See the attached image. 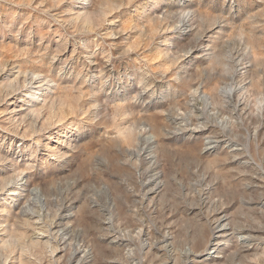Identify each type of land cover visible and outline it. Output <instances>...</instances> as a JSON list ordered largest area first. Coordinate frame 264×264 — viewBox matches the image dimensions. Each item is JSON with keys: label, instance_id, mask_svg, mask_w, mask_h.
Segmentation results:
<instances>
[{"label": "rangeland", "instance_id": "374dc122", "mask_svg": "<svg viewBox=\"0 0 264 264\" xmlns=\"http://www.w3.org/2000/svg\"><path fill=\"white\" fill-rule=\"evenodd\" d=\"M0 129V192L30 179L3 190L0 264H264V0H0ZM207 136L225 140L210 152ZM221 215L233 235L205 250Z\"/></svg>", "mask_w": 264, "mask_h": 264}, {"label": "bare ground", "instance_id": "6f19581e", "mask_svg": "<svg viewBox=\"0 0 264 264\" xmlns=\"http://www.w3.org/2000/svg\"><path fill=\"white\" fill-rule=\"evenodd\" d=\"M84 1V0H83ZM82 4V3H81ZM84 7V6H83ZM83 9V8H82ZM82 12V11H81ZM182 30V29H181ZM183 31H181L182 33ZM180 33V34H181ZM175 37V36H174ZM172 38V37H171ZM198 50V49H197ZM207 52V51H206ZM35 81V80H33ZM42 81V79H41ZM38 82V81H37ZM33 83V82H32ZM36 83V81H35ZM36 85V84H35ZM33 86L35 87V93L34 94H28L30 95L31 99L30 101H34L35 104H37L38 102V98H40L42 95H45V90L44 88H42L40 85H36V86ZM28 87V86H27ZM32 87V88H33ZM44 87V86H43ZM31 88V87H30ZM30 91V90H29ZM38 91V92H37ZM228 92H231V89H228L227 90ZM233 92V91H232ZM11 93V92H10ZM30 93V92H29ZM25 94V93H24ZM23 94V95H24ZM48 94V93H47ZM232 94V93H231ZM27 97V95H26ZM46 99V98H45ZM27 100V99H26ZM23 101V98H22V95H18V94H9L8 98L4 101V103L2 105H5V108H4V111H6V114H9L11 116H14L16 117L17 119H23L26 115V113L28 112V108L25 107V105L27 104V102L25 101L24 103L22 102ZM40 101V100H39ZM38 106V105H36ZM33 108V107H32ZM10 116V117H11ZM200 117V116H199ZM173 119V118H172ZM179 120V119H178ZM200 120V119H199ZM177 121V120H176ZM198 121V120H197ZM199 122V121H198ZM183 125V124H182ZM186 125V124H185ZM41 126V125H40ZM35 128V127H34ZM1 130V129H0ZM206 130L205 129H193L191 132H198V133H202ZM23 133L19 134L21 135V140H26L28 136V133H27V130H23L22 131ZM33 133V132H32ZM9 134V133H8ZM59 134V133H58ZM208 134V132H207ZM206 134V135H207ZM194 135V134H193ZM222 135V134H221ZM65 136V135H64ZM208 139H204L205 142H204V145H205V150L207 151H210L215 149L217 147L218 144H220L221 142H223L225 139L223 138V136H207ZM153 138V137H152ZM64 139V138H63ZM70 139V138H69ZM78 140V138H77ZM58 144H53V145H49L47 143H44L42 145H39L41 142H39V139L37 140V146H41L40 147V152L39 153H42L43 151L42 150H48L49 153H52V154H59L60 153V157H68L70 155V146L69 145H66L64 140L60 141L59 139H56L55 140ZM14 142V141H13ZM12 142V143H13ZM69 142V141H68ZM233 142V141H232ZM36 143V142H35ZM231 143V142H230ZM2 147V146H1ZM25 147V146H24ZM9 148V147H8ZM7 148V151L4 149L2 151L5 152V154L7 155V157H5V159H10L8 158V156H10V150ZM22 148V147H21ZM241 148V147H240ZM239 147H234V152L236 151H239L241 150ZM27 149V148H26ZM233 149V148H232ZM20 150V149H19ZM21 151H23L21 149ZM243 152V151H242ZM48 153V154H49ZM2 154V153H1ZM22 154V153H21ZM34 154V153H33ZM36 155H38L37 153H35ZM238 154H242V153H238ZM12 155V154H11ZM51 155V154H49ZM19 156V155H18ZM33 156V155H32ZM57 156V155H56ZM249 156V155H248ZM36 158V157H35ZM34 157H31L30 159H35ZM38 158V157H37ZM42 158V157H41ZM48 158V157H47ZM250 158V157H249ZM53 159V158H52ZM60 159V158H59ZM14 160V159H13ZM29 160V159H28ZM35 161V160H34ZM41 161V160H40ZM39 161V162H40ZM48 161V160H47ZM64 161V160H63ZM30 163V162H29ZM1 164L3 165L2 162H0V177L1 176H4L5 174L9 173V171L12 169L9 165L5 164L3 166H1ZM52 164V162H51ZM12 166V165H11ZM12 171V170H11ZM161 174L160 173H155L153 174L152 178L150 181L147 182V186L149 187L148 188V193L149 196H155L156 194H158V191L160 190V188L162 187V179H161ZM8 179V178H7ZM29 174L24 171L20 172L18 177L15 179V180H6L4 181L3 183V188H2V191L0 192V199H2L3 195H4V191L3 190H7V191H10V195H12L13 199L15 200V198H17L16 196H18V199L19 197L22 195V191H24L25 189H27L28 185H29ZM36 193V192H35ZM40 193V192H39ZM37 196V195H36ZM2 197V198H1ZM151 197V198H152ZM17 199V200H18ZM6 200V199H4ZM21 200V199H20ZM23 202V201H22ZM1 203V202H0ZM7 203V201H6ZM14 203V201H13ZM17 203V202H16ZM4 205V204H3ZM9 209V208H8ZM31 212V211H30ZM45 215V214H44ZM31 218H32V225L34 226L35 229H39L41 231V235H40V232L39 234L37 235V237L35 239H37L35 242H41L42 240H45L47 242H50L49 241V235L46 233L48 231L44 230V225H43V215L40 213H35V212H31L30 214ZM8 217V216H7ZM74 219V214L72 212H64L60 215V222L59 225L61 227H59L60 229L57 231V234H60V232L62 231L63 234L67 235L70 231H72L71 229V223ZM112 220H106L104 221L103 223L106 225V227H108L110 224H111ZM24 225V224H23ZM53 225V224H52ZM58 225V226H59ZM55 226V225H54ZM44 227V228H43ZM50 228V227H49ZM30 229V228H29ZM110 229V227H109ZM114 230V229H113ZM240 230V229H239ZM243 230V229H242ZM245 230V229H244ZM56 232V231H55ZM242 232V231H240ZM35 233V232H34ZM37 233V232H36ZM46 233V234H45ZM50 234V233H49ZM232 232H230V229L228 227V220L226 219V217L224 215H221L219 216L216 220H215V224H214V227H213V231H212V234L210 236V238L208 239L207 243H206V248L205 250L209 247V248H215L221 241L222 239H227L228 237L232 236ZM236 236V235H235ZM115 238L112 239V242L113 243H116V244H120V245H123L124 244V239H121L119 238L118 240V236L115 235L114 236ZM240 237V236H239ZM238 237V238H239ZM6 238V237H5ZM243 238H244V241L245 243L249 241V239L252 238L251 235H243ZM242 238V239H243ZM241 239V240H242ZM2 237L0 238V241H2ZM68 238L67 237H64L62 242H61V246L58 244L56 249H59L61 247V249H65L64 247L66 246V242H67ZM168 238H165L164 239V243H165V246H166V242H168ZM3 242H7V241H3ZM230 242V241H229ZM51 243V242H50ZM50 245V244H49ZM164 245V244H163ZM247 246H249L250 248V245L248 244ZM121 247V246H120ZM247 248V247H246ZM189 250V248H188ZM54 251V250H53ZM56 252V250H55ZM188 252V251H187ZM193 253V252H192ZM77 256L79 254H82V259L84 260L83 262L85 263H89L90 260L88 259L89 257V253L87 250L83 249V250H78L76 252ZM196 255H199L198 253ZM208 255L207 258H211L209 257V255H211V252H206V256ZM200 256V255H199ZM197 257V256H196ZM221 257V256H220ZM91 258V257H90ZM201 258V257H200ZM187 259V258H186ZM76 264V263H75ZM78 264V262H77Z\"/></svg>", "mask_w": 264, "mask_h": 264}]
</instances>
